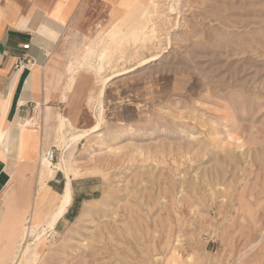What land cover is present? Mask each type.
Masks as SVG:
<instances>
[{"label": "rangeland", "instance_id": "374dc122", "mask_svg": "<svg viewBox=\"0 0 264 264\" xmlns=\"http://www.w3.org/2000/svg\"><path fill=\"white\" fill-rule=\"evenodd\" d=\"M121 1L111 13L146 2ZM166 2L149 7L146 38L135 42L108 40L115 20L102 5H87L58 39L48 34L65 78L68 65L79 70L61 107L73 128L56 131L53 120L44 131L84 135L65 153L72 204L27 264H264V0ZM100 40L113 48L101 69L92 65L102 42L79 66ZM125 67L99 104L102 76ZM60 137L48 145L55 163ZM62 178L55 170L53 190L37 181L33 197L20 193L21 215L32 212L19 233L55 205ZM20 236L7 264H17Z\"/></svg>", "mask_w": 264, "mask_h": 264}, {"label": "crops", "instance_id": "0c3cea01", "mask_svg": "<svg viewBox=\"0 0 264 264\" xmlns=\"http://www.w3.org/2000/svg\"><path fill=\"white\" fill-rule=\"evenodd\" d=\"M121 3V0L0 2V5H5L3 14L0 13V128L6 127L7 133L6 143L0 149V264H4L12 249L21 221L25 223L27 216L26 223L31 219L32 210L21 215L18 208L20 185L29 184L31 197L34 196L38 177L28 168L36 164L41 148L46 152L51 149L48 145L52 138H44L46 122L55 120L56 112L62 113L61 107L70 98V91L77 86L74 78L72 85L66 87L57 39L66 26L79 19L87 5H104L110 20L114 16L110 13L112 6ZM50 32H58L57 39H51ZM23 57L32 58L33 66L17 69L16 62ZM25 119L35 121L30 130L33 134L23 133L18 127L20 120ZM21 147H25L29 158L19 160ZM51 181L52 177L46 183L48 190H53L49 184ZM64 182L63 176L61 191ZM70 185L72 190V178ZM48 194L49 191L44 193L40 204ZM54 196L48 199L50 203Z\"/></svg>", "mask_w": 264, "mask_h": 264}, {"label": "bare ground", "instance_id": "6f19581e", "mask_svg": "<svg viewBox=\"0 0 264 264\" xmlns=\"http://www.w3.org/2000/svg\"><path fill=\"white\" fill-rule=\"evenodd\" d=\"M159 2H160V0H146L144 7L140 6L143 4L138 3L139 6H134L128 12L122 6H119V8H117L115 10L116 11L115 13L110 12L112 15H114L112 19H114L115 21L111 24V27L107 33V37L109 38L108 40H110L114 44L117 42V44L120 45V44H127V42L131 43L129 41L130 39H132L133 42H135L137 39H145L146 38V36H145L146 30L149 27V21H150L149 15L151 12L149 11V9H150L149 7H151V5H152L153 6L152 8L155 9L158 6ZM175 2H178V0H167V2L165 4L168 5L171 10H174V5L177 4ZM134 5H136V4H134ZM103 6L104 5H102V8H103ZM4 7H5V5H0V13H2V14L4 11ZM82 9H83V7H82ZM138 11H140V13H139V16L137 17L136 14L138 13ZM130 18H131V23L127 22V19H130ZM135 18H137V19H135ZM127 26L130 27V30L128 31L130 33L129 38L126 36H122L124 29ZM78 42H80V41H78ZM100 42H102V44L100 45L99 51L95 56L97 63L95 66L94 65H92V66L96 67L97 71L101 69L103 61L113 51V48L110 45L106 44L105 43L106 41L104 42L102 40H100L97 43H96V41H94L91 45L86 46V52H85L84 56L82 57V60L79 63V66L80 65L82 66V65L87 63L89 55H91V53L93 52V49L97 45H99ZM74 44H75V42H74ZM141 62H143V61H141ZM126 69L127 68L125 67L122 70H118V71L112 72L106 76H102V78L100 80L98 95H97L98 97L96 99V101H98L99 104H101L99 97H101V95L103 93V84L105 83L107 78H109V76H111L112 74H117V73H118L117 75L123 74V73L127 72V71H125ZM78 70H79V67L74 68V66H72V65L67 66L66 71L69 73V74H67V79H66V87L67 88H69L72 85L75 74L78 72ZM64 97H66V96H64ZM94 117L96 119V122L93 124L92 128L98 127L100 122L102 121V111H101V108L99 106L97 108V114H95ZM55 121H56V129H57L56 131L62 130L65 126L73 128V124H72L71 120L69 118H67L66 116H64L60 112L55 113ZM35 124H36L35 121L25 119V120H20L18 127L20 128L21 132H23V133H29V132L31 133L30 130L32 127L35 126ZM46 125H47L46 128H49L48 122H46ZM34 130H36V129H34ZM46 130L48 131V129H46ZM31 134H33V133H31ZM6 135H7L6 127H4V128L1 127L0 128V149L6 143V139H7ZM83 135H84V133H82V132L72 133L71 135L67 136V138H63V136L60 137L58 135V133L56 132L55 135L53 136V138L51 139V141L52 140L54 141V139L57 141V139L59 137L61 138V142H59V146L61 148V155H60L59 162L55 163L53 161H50L46 155V149L44 150L41 148V150L38 154L36 164L33 163L31 165V167L28 168L31 172H34V174L37 173V177H38L37 181L41 182L42 186L45 185L47 183V181L53 176V174L55 173V170H59L63 173L65 182H64V186H63L61 193L57 194L56 197H54V199L56 200L55 205L51 206V208L43 215L41 221L40 222H34L33 225L24 226L20 230V233L18 231V233L16 234V235H19V236L21 235V236L19 239V243L16 246L17 251L15 250L13 252V255L11 258H13V256L15 255V252H16L17 253L15 256L16 259L15 258L14 259L17 260V264H27L28 261H30V260L34 261L35 260L38 245L43 243V240H44V238L47 237L46 234L48 232L54 231L57 223L63 218L69 204L71 203V200H72V190H71V185H70L71 176H70L69 170L66 166V156H65L66 154L65 153L69 148H71V146L73 148V145ZM48 136H49V134H47L45 131L44 138L48 137ZM31 137H33V135H31ZM41 139H42V137H41ZM41 141H43V139ZM32 145H34V144H32ZM32 145L30 146L31 151H33ZM36 145H37V143H36ZM48 151L49 150H47V152ZM30 155H31V153H30ZM69 155H70V153H69ZM28 156L29 155L25 153V147H21L19 160L29 158ZM20 186L22 188L21 193L26 188H31V186L29 184L28 185L22 184ZM25 205H26L25 200L19 202L18 208L20 209V211H22V209L24 208ZM86 211L87 210H83L82 215H85ZM86 215H85V217H86ZM20 240H21V242H20ZM6 258L7 259H4V264H7V260L10 257H6Z\"/></svg>", "mask_w": 264, "mask_h": 264}, {"label": "built area", "instance_id": "2783aa9c", "mask_svg": "<svg viewBox=\"0 0 264 264\" xmlns=\"http://www.w3.org/2000/svg\"><path fill=\"white\" fill-rule=\"evenodd\" d=\"M33 64H34V60L32 58H30V57H23V58L19 59L16 62V68L17 69H21V68H25L27 66H33ZM46 155H47V157H48V159L50 161H53V159H54V149L53 148L49 149V151L46 152ZM50 236L52 237L51 234H49V235L47 234L46 239L47 240H50V238H49Z\"/></svg>", "mask_w": 264, "mask_h": 264}]
</instances>
